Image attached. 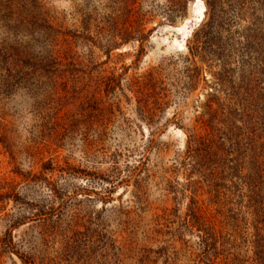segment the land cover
<instances>
[{
  "label": "rangeland",
  "instance_id": "1",
  "mask_svg": "<svg viewBox=\"0 0 264 264\" xmlns=\"http://www.w3.org/2000/svg\"><path fill=\"white\" fill-rule=\"evenodd\" d=\"M0 49V264H197L205 226L212 264H256L229 193L264 163V0H0Z\"/></svg>",
  "mask_w": 264,
  "mask_h": 264
},
{
  "label": "trees",
  "instance_id": "2",
  "mask_svg": "<svg viewBox=\"0 0 264 264\" xmlns=\"http://www.w3.org/2000/svg\"><path fill=\"white\" fill-rule=\"evenodd\" d=\"M42 20L44 22L47 21L45 19ZM4 55L5 53L0 49V59ZM214 104L216 105L215 107ZM226 107L223 101L219 99L213 101L210 99L200 116L206 133L200 136L194 133L189 135V140L193 144L192 151L194 155L192 157L196 160L197 172L199 173V178L188 184L193 194L190 211L192 217L196 220L201 217L196 211L200 210L203 207L202 205L205 204V200H202L201 204L199 203L197 198L199 191L207 195L206 205L211 203L213 198L215 200L220 199V191L213 188L217 185L212 183L214 177L208 174V170L211 168L210 162L218 155V150L220 151L221 146L224 145L227 139L228 114ZM220 152L222 153L223 151ZM262 165L260 173L257 176H238L237 180L241 184L240 190L236 192L237 187L235 186V191L229 193V196H233L235 204L238 205V207H235V210H231L230 216L234 222L240 220L238 217L242 216L243 206L251 210L250 213L253 216L252 221L255 229L253 246L256 264H264V163ZM202 230L203 235L199 236L201 253L199 254L197 264H212L211 254L216 247L217 238L209 226H205Z\"/></svg>",
  "mask_w": 264,
  "mask_h": 264
},
{
  "label": "bare ground",
  "instance_id": "3",
  "mask_svg": "<svg viewBox=\"0 0 264 264\" xmlns=\"http://www.w3.org/2000/svg\"><path fill=\"white\" fill-rule=\"evenodd\" d=\"M200 1V0H199ZM196 3H198V2H196ZM201 3V2H200ZM194 5V4H193ZM198 4H196V6H197ZM195 8V7H194ZM201 9V8H200ZM197 11H199V10H197ZM194 12V11H193ZM199 13H197V15H198ZM199 16V15H198ZM183 27V26H182ZM179 28H181V27H179ZM178 29V28H177ZM181 31H182V29H181ZM183 35H184V33H183ZM182 45V44H181Z\"/></svg>",
  "mask_w": 264,
  "mask_h": 264
}]
</instances>
